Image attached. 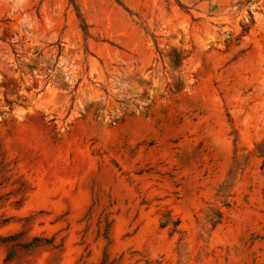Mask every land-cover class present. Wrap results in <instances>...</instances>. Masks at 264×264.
<instances>
[{
  "label": "rangeland",
  "instance_id": "1",
  "mask_svg": "<svg viewBox=\"0 0 264 264\" xmlns=\"http://www.w3.org/2000/svg\"><path fill=\"white\" fill-rule=\"evenodd\" d=\"M0 0V264H264V0Z\"/></svg>",
  "mask_w": 264,
  "mask_h": 264
},
{
  "label": "trees",
  "instance_id": "2",
  "mask_svg": "<svg viewBox=\"0 0 264 264\" xmlns=\"http://www.w3.org/2000/svg\"><path fill=\"white\" fill-rule=\"evenodd\" d=\"M71 2L74 4V6L78 12V16H79L80 20L82 21V28H83L84 32L87 33L88 32L87 22H86L85 18L83 17V15L79 11V6L77 3V0H71Z\"/></svg>",
  "mask_w": 264,
  "mask_h": 264
}]
</instances>
